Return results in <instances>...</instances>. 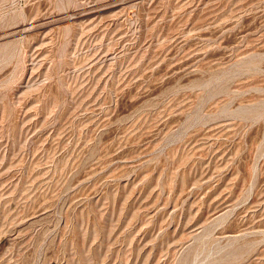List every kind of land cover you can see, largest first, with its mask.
<instances>
[{"label":"rangeland","instance_id":"374dc122","mask_svg":"<svg viewBox=\"0 0 264 264\" xmlns=\"http://www.w3.org/2000/svg\"><path fill=\"white\" fill-rule=\"evenodd\" d=\"M0 264H264V0H0Z\"/></svg>","mask_w":264,"mask_h":264}]
</instances>
